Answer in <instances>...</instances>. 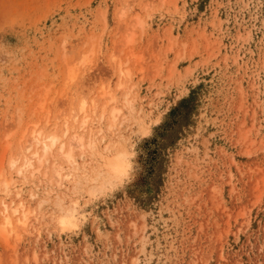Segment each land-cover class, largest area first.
Segmentation results:
<instances>
[{
  "label": "rangeland",
  "instance_id": "rangeland-1",
  "mask_svg": "<svg viewBox=\"0 0 264 264\" xmlns=\"http://www.w3.org/2000/svg\"><path fill=\"white\" fill-rule=\"evenodd\" d=\"M1 202L0 264H264V0H0Z\"/></svg>",
  "mask_w": 264,
  "mask_h": 264
},
{
  "label": "bare ground",
  "instance_id": "bare-ground-1",
  "mask_svg": "<svg viewBox=\"0 0 264 264\" xmlns=\"http://www.w3.org/2000/svg\"><path fill=\"white\" fill-rule=\"evenodd\" d=\"M84 102H81L80 108L77 114L71 116L73 119L80 118V124H79V131H84L85 128V120H84ZM68 121L64 122V126L66 128V132L68 131ZM33 139L35 141L36 145L40 146L41 154L38 155V150L35 149L30 150V146L25 147V152L23 153V162L20 166V168L17 170L18 174L22 175L24 179L27 178V175L29 174L31 177L35 176V172H37L38 167L34 164L35 161H38L41 163L42 157H44L52 148V146L56 143L57 138L53 137L52 135L46 136V137H40L39 133H37L36 136H33ZM91 140V139H90ZM81 147L82 146V136L77 135L76 133H72L69 135L67 147H64V144H61L59 146L60 155L64 157L65 160L70 161L71 160V151L73 147ZM39 149V150H40ZM40 152V151H39ZM17 160H12V164H14ZM54 163V167H55ZM60 169L61 167L58 166ZM73 171H75V168L72 166L71 168ZM55 175H59V170L55 167ZM31 182V181H30ZM62 205V204H61ZM2 207V223L0 224V235L3 238H6V229L16 231L18 228H23L27 224L28 220V211L24 208L23 204H18L15 207L7 205L5 202H1ZM65 210V215L70 218H74V209H70L67 207V212ZM67 213V214H66ZM9 232V231H8Z\"/></svg>",
  "mask_w": 264,
  "mask_h": 264
}]
</instances>
